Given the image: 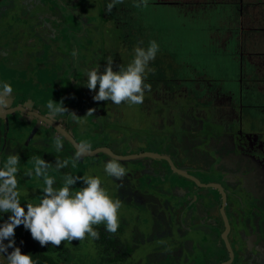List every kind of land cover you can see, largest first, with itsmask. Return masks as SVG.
<instances>
[{
	"label": "rangeland",
	"instance_id": "obj_1",
	"mask_svg": "<svg viewBox=\"0 0 264 264\" xmlns=\"http://www.w3.org/2000/svg\"><path fill=\"white\" fill-rule=\"evenodd\" d=\"M28 1L32 2V0ZM169 1L172 2L174 0H148L149 7L145 8L134 6L136 3H139V0H123V3L117 4L112 9V12L115 14H110L105 9L107 4L111 3L112 0H38L37 4L41 7L38 5L35 7L43 11L46 18L50 11L46 12L44 8L50 3H54L60 10L57 11V16L59 17L58 13H60L62 23H66L67 16L71 15L70 18L76 23L75 28L81 29V26H85L83 23H80L79 18L71 14V10L76 12L78 16L84 17L85 23H90L91 26L87 25L88 29L92 28L98 38H94L88 45H85V41H83L84 49L82 50L80 47L79 50H75V53H81L82 51L85 55L88 53V71L99 69L100 72L105 69L103 65H106V63L101 60L104 57L100 43L103 39H106V49L110 50L121 40L124 41L125 45H129L128 48L125 46L124 50H122L121 54H124L123 58L118 56L119 59H117L118 66L126 67L131 63V54L128 53H131V46L136 41V37L141 42L140 35L138 34L140 32L141 38L147 44L155 40L159 45V51L155 57L157 60H153L152 64L155 66L160 64V67L154 70L153 73L166 76L169 71L176 79L165 77L156 79V92L152 98V104L147 111L145 100H143L142 104L138 105H129L126 102L115 105L111 101H94L93 96L99 90L98 85L95 91L89 90L86 87L87 93L84 94V97L81 95L77 106H73L72 100L69 99V94L67 92H60V89L57 87V79L59 76L62 77L63 70L61 69L59 71L61 73L58 75L55 69L62 62V56H57L54 62H52L49 57L50 54H46V56H41L40 59L47 64L49 69L43 71V76H40V84L36 85V80H31L34 84V89H28V93L29 91L30 93L37 91V95L34 100L31 99L32 102H29L30 105L28 106L32 107L34 101H38L40 103L39 108H35L40 113L54 118L66 128L69 125V130L76 139L82 144H89L91 149L100 144L102 146L107 145L119 152H128L129 149H133L134 151L132 152L155 149L156 152L164 153L163 150L170 143H177L183 140L190 141L189 145L184 146L188 151H194L205 163L209 160L212 164H217V169L215 170L211 171V168H208L209 174H211L210 177L215 178L218 171H220L227 178L226 183L230 184L229 190L233 191L241 200L243 198L247 207H253L254 211L246 213L244 208L238 206L240 203V201L237 203L238 198L234 199L230 196L228 204L225 205L226 215L232 222L229 236L230 238L235 237L236 232L239 234L237 240L243 243L250 232L248 227L250 216H254L257 209L263 208L264 211V196H262L260 190L256 191L255 188L242 185L243 175L249 173L254 168V174L259 173L260 177L264 178V103L259 102L262 100V95L258 91L256 83L249 82L247 77H245L243 69H240L242 63L240 64V57L237 55L238 49H233L231 44H229L233 42L232 39L225 40V42L227 41L225 46H223V41L217 40V37L224 35H222L223 33L218 34L210 26L218 24L196 14L193 11L194 8L191 9L189 7L190 4L187 0H175L178 2L176 4L169 3ZM16 2L20 4L21 1L16 0ZM21 7V13L24 14L26 8H28L27 4L24 6L18 5L6 13L3 6L0 8V46L3 43L5 44L4 38L7 36L8 44H11L15 53L16 51H22L23 47L21 46L26 45L23 36L20 35L23 32L19 31L18 26L26 27L29 25L30 30L31 28L34 29V26L30 27L29 21L21 15H19L20 18L17 20L11 19L13 23L11 29L8 19L11 13L12 16H17L16 9L20 10ZM187 10H190V12L184 14L183 11ZM40 18L39 16V21L43 22ZM112 18H115L116 21ZM59 27L62 28V25H59ZM140 27L144 28L140 29ZM122 31H124L123 35L121 34ZM68 38L69 34L65 33L64 39L67 40ZM27 46L30 48V45ZM61 48L63 49V47ZM66 50L74 53V51L72 52V48L67 47ZM39 52L40 50L37 51V53ZM83 53L81 54L84 55ZM134 58L135 55L132 57V60ZM169 59L171 63H164L167 67L166 69L162 67L161 64L163 63H158ZM81 60L83 64L86 62L83 56ZM113 63H116V61ZM113 71H119V68L117 70L113 68ZM15 74H18V70H13L3 65L0 66L2 85L8 83L14 89V93L16 91H23L19 89V84L16 82L17 79H14ZM36 74H39L38 70ZM73 76L76 79L72 77L70 87L75 86L78 88L81 85H86L84 76L78 77L76 73ZM12 82L13 84H11ZM66 86L68 87L69 85ZM14 93L12 94L15 95ZM57 94H60V97ZM56 95L58 102L62 101L69 112L72 110L70 113L78 112V115L75 114L84 118L78 120L72 119L69 123V119H66V116L70 114L68 112H65L63 115L51 116L47 109L48 98L49 101H53ZM10 99L11 97L8 102L11 101ZM107 102L109 103L108 106L106 105ZM97 103H99L98 107ZM85 105L88 106V109H95L93 117L96 116V123L88 119L92 116L85 117L86 115L79 114L81 111H86ZM103 108L105 112H103ZM185 109L188 112H185ZM198 111L207 112L208 115L212 112L214 116L211 117V120L206 119L199 126L195 119L188 117L198 114ZM181 114V117H185L184 122H181L183 121L180 117ZM57 137L62 138L64 145V138L53 127L23 111L14 113L10 117H0V168H3L10 154L19 155L17 190L20 194L21 206L25 208L26 212L27 203L36 205L43 198L44 178H38L34 174V156H38L53 165L49 168L47 175L55 181L54 188L57 189L65 186L64 177L68 174L72 176L99 177L101 187L110 198L121 201V208L118 210L119 228L117 232L119 231L121 238L130 241L128 245L132 250L130 253L121 251L117 255H110L102 247L103 244L100 242V239L94 240L86 236L82 241L62 242L59 247L51 244L42 247L38 243L39 249L44 251L45 254L52 256L60 264H156L162 261L165 264H219L221 260L225 259L223 252L212 250V248L208 250V246L210 245L208 238L211 235L215 237L214 232L210 228L205 229V232L195 230L193 233L195 237L198 236L199 242L202 243L201 245L206 247V252L203 253H197L194 250L193 252L189 251V253H185V250H182L175 242L165 238L156 244L158 235L154 233V224L157 219L160 220L163 217L160 212L162 214L168 212V204L175 197L174 193H168L169 186L164 184V177L159 176L155 172L159 167L157 163H161L160 170L165 169L166 165L160 162V159L146 157V159L141 158L135 161L117 160L126 169V176L123 181H117L114 177L108 176L104 171L106 162L112 158L107 157L104 153H99L98 155L85 156L78 160L75 157L71 159V156L70 158L68 157L67 152L63 150L58 152L56 150L55 142ZM248 148L255 149L248 151ZM249 152L250 155L255 157L250 156ZM233 155L236 159H234ZM56 159H60L61 161L67 160L70 163L69 167L58 171L55 168ZM143 163L146 164L145 166L151 164L154 166L145 167ZM132 167H138L141 173L128 174ZM147 169H150V171ZM205 169H207V165ZM160 170L158 172L162 171ZM29 171L33 172V175L30 177L27 175ZM164 171H169V168ZM175 176L178 175L175 174ZM178 181L173 180V184H182L181 181ZM148 182L151 183L150 188H148L149 184H146ZM182 182H185L187 185L190 183L187 179ZM124 183H127L130 187H135V190L131 191V195H128L127 191L122 189ZM84 186L86 185L83 180H78L74 186L70 187V191L74 194ZM192 187L193 190H189L190 187L189 189L188 187L185 188L188 194L194 193L199 189L198 185H192ZM119 188L120 190H118ZM137 189L147 191L145 194H139V190ZM148 189L150 191L153 190L157 196L164 194L162 197H159L161 199L158 202V205H161V208L158 209L159 211L157 207L155 208L153 202L155 199H153ZM199 192L202 193V191ZM258 193L260 194L257 195ZM206 194H204L206 201L198 204V210L193 220L201 218L204 226L205 223H208L207 227H211V224L216 227L215 223L210 222L209 219L216 216L218 204L210 200L208 202L209 197ZM135 196L144 197L148 200V203H146L148 206L137 204ZM256 200H260L262 206ZM151 210L155 213V217L152 215ZM1 214L4 216L5 221L11 215V213ZM231 215L234 217L231 218ZM262 220L264 221V219ZM262 220L259 221L258 225L256 222L251 223L256 229L263 232L256 238L252 235L253 240L251 243L248 241L244 246L246 252L257 249L256 245L259 244L260 246L258 247L264 252V247L261 245L264 242V225L261 223ZM189 223L190 221L186 222V225ZM159 225L160 230L163 232L171 230L165 223L161 224L160 222ZM93 228L98 232L100 230L107 232L103 224L94 225ZM218 230H220L219 227ZM117 232L114 234L115 237H117ZM132 239L134 241H131ZM6 241L8 240L4 241L5 244ZM159 243L171 245L167 253L161 256L159 254L155 255L152 252V248ZM230 245L235 250V244L231 240ZM221 247V244L220 246L218 245V249ZM243 251L244 249L240 253H237L243 254ZM263 252H259L262 259H264ZM253 254L258 255V253ZM244 255L243 260L249 259L247 253ZM160 259L162 260L160 261ZM254 263L255 261L253 260Z\"/></svg>",
	"mask_w": 264,
	"mask_h": 264
},
{
	"label": "flooded vegetation",
	"instance_id": "obj_2",
	"mask_svg": "<svg viewBox=\"0 0 264 264\" xmlns=\"http://www.w3.org/2000/svg\"><path fill=\"white\" fill-rule=\"evenodd\" d=\"M18 1L19 2L21 1L20 4L18 2H16V0H0V8L3 6L5 8V13L7 11H9L11 8H15L18 5L24 6L25 4H27V6H28V8H26V12H24V14L21 13L22 12V7H21L20 10L16 9L17 10L16 11L17 16H12V13H11L12 17L10 16V18L8 19L11 29H12V25H13L11 19L12 18L16 19V20L19 19L20 18L19 15L24 16V18L27 21H29L30 27L34 26V29L31 28V30H30L29 25L26 26V27H23L21 25L18 26L19 27V31L23 32V34H20V35L23 36V39H24V42L26 43V45H22L21 47H23V50L22 51H16V53L13 52L11 44L10 45L8 44V41L6 39L7 36L4 38L5 44L3 43V45L0 46V48H1V50H0V66L3 65V66L8 67L10 69H15V70H18V71H22V73H24L23 74L24 76L23 75L20 76V78H21L20 80L21 81L24 78L25 80H29V81L36 80V83H37L38 79L35 77V75H36L37 70L39 71V69H40V67L42 65V60L40 59L41 56H46V54L47 55L50 54L49 57L51 58V61L54 62V60L57 58V56L59 57L61 55L62 56V58H61L62 62L60 63V69H55L57 71V74L59 75L61 73L59 71L63 67H65L63 69V71H65V69L68 68V72L71 73V74L77 73V71H78L77 69H80V70L82 69L84 71V77H85V82H86L87 81L86 73L88 72V70H87V68H88L87 60H89L88 53H87V55H85L84 53H83L84 55H82L81 54L82 52L81 53L76 52L78 55H73V53H70L68 50H66V48L67 47H69L70 49L72 48V52L73 51L75 52V50H79V48L81 46L84 47L83 41H85V45H88L89 43H91L92 40H94V38H98V36L95 34V31L92 30V28L88 29L87 25H90V23L89 22L85 23L84 22V20H85L84 17H82L81 15L78 16L76 14V12L71 10V14L74 17L79 18V21L81 20L80 21L81 24L83 23L85 25L84 27H81V29L75 28L76 23L74 22V20L71 19L70 22H67V18H70L71 15L69 17L67 16L66 23H62L61 22L60 13H58L59 17L57 16V11H60V10L56 7V5L54 3H50L46 8H44L46 12L50 11L48 13L47 18H46V16H44V12L39 10L37 7H35L36 5L40 6L39 4H37L38 0H34L32 2H29L28 0H18ZM9 4H10V6H9ZM31 6H33V7H31ZM39 16L41 17L40 19L43 20V22L39 21ZM45 18L49 20L48 23L46 22L47 25L45 23V21H46ZM54 23H56V24H54ZM59 25H62V28H60ZM65 28H67L68 30L66 29V31H64L63 35L65 33L69 34V38L67 40H65L64 38H62L60 36V32L63 31ZM40 29H41V32H40ZM82 32H84V33L82 34ZM138 34L141 37V33L139 32ZM55 35L57 37L55 39L54 38L52 39V37H54ZM58 39H60V40H58ZM137 39H138V37H137ZM105 41H106V39H103L100 42L101 45H102L101 49L104 52V57H102L101 60H102V62L106 63V65H103V68H105L107 66L108 57H112L113 62L116 61V63H113V68L117 70L119 68L118 63H117V59H119L118 56H121L123 58L124 54H121L122 50L120 49L118 44H117V47H116V45L113 46L112 50L106 49ZM118 42L120 43V41H118ZM138 42H139V40H138ZM16 44H18V43H16ZM4 45L6 46V48H4ZM27 45H30V48H28ZM61 47H63V49ZM87 48H88V46H87ZM38 50H40L39 53H37ZM80 54L86 59V62L84 64L83 63H79V61L82 59V56L80 58ZM1 55H3V56L1 57ZM152 65L153 64H152V61H151L149 63V67L152 68ZM67 66H69V67H67ZM84 66H85V68H84ZM43 67H45V66H43ZM161 77H165V78H169L170 79V76H168V75L160 76V75H157L156 73H153V72H150L147 75L145 83L151 85V90L150 91L145 90L144 100H145V102L147 104L146 111L150 107V105L152 104V98H153V96L155 95V92H156V85H155L156 79L161 78ZM0 79H1V77H0ZM0 84L2 85V81L0 82ZM1 85H0V88H2V86H3V85L2 86ZM57 85H58L57 86L58 88L59 87L61 88V84H60L58 79H57ZM64 90H65L64 92H67L69 94V99L72 100V102H71L72 105L76 104L77 97H81L80 95H82L84 97V94L87 93L86 85H81L78 88L75 87V86L74 87L68 86V87H65ZM14 94L15 95H13V94L11 95L12 96L11 99H10L11 101L8 102V107L9 108L11 106L22 105V106H24L27 109H30V110H33V111H36V112L40 113V111L35 108V107L39 108L38 106L40 105V103L38 101H36V100L34 101V104L32 106L33 108L28 106V105H30L29 102H32L31 101V97L34 100V98L32 96L34 93H30V92L28 93V91L26 92L25 90H23V91H20V92L16 91ZM29 95H31V97H29ZM14 98H15V100H14ZM108 104L109 103L107 102L106 105L108 106ZM98 106H99V103H97V107ZM93 107L95 108V106H93ZM123 107H125V106H123ZM85 110H86L85 112L81 111V113H79V114H83V116H85L87 114L86 113L87 110H88V106L87 105H85ZM143 110H145V109H143ZM75 111H77V110H75ZM17 112H19V111H16L14 113H17ZM103 112H105L104 108H103ZM14 113L8 114L7 116L10 117V115H12ZM75 113L78 115V112H75ZM197 113L198 114H196V115H192V116H188L187 115V116L190 117L191 119H195L196 123L199 126L201 125V123H203V121H205L206 119L211 120L212 119L211 117L214 116L212 112L210 113V115H208L207 112L203 113V111H198ZM28 115L35 117V115H32V114H28ZM43 115H46V114H43ZM181 116H182V114L180 115V117ZM15 117L17 118V116H15ZM78 117H81V116H78ZM98 117H99V114H98ZM198 117H200V118H198ZM95 118H96V116L95 117L92 116L91 118H88V119L90 121L93 119L92 121L96 122L97 120H95ZM181 118L183 120L181 122H184V120H185L184 118L185 117H181ZM66 119L67 120L69 119V123H70V121L73 119V117H72L71 114H69L68 116H66ZM67 127L68 128H66V127L65 128L69 130L70 126L67 125ZM167 146L168 147L172 146L173 148H175L174 147V142L170 143ZM254 149L255 148H253V149L252 148H248L247 150L250 151V150H254ZM112 150L114 152L118 153V154L136 153V152H132V151H134L133 149H129L128 152L127 151H120L119 152V151L114 150V149H112ZM184 150L185 151L181 150L179 152H177V150H176L177 154H175V155H173V154L170 155L169 153H165V152L164 153L170 155L172 157V159L177 158V156L179 155L181 157V158H178L179 159L178 161H179L180 165H177L175 162L174 163L178 167H181V168L187 170L190 174L196 176L200 182H202V183H212L213 182V183H217L219 185H222L223 190H224V192L226 194V204H228V199L230 197L235 199L233 191L229 190L230 189L229 188L230 184L226 183V179L227 178H225V175L222 176L223 174L221 175L220 171H218L219 175L217 174V176L215 178L214 177H210L211 174H209L208 168H211L210 169L211 171L217 169V166H216L217 164L216 163L212 164L209 160H207L206 163H205V161H203V159L201 160L198 157V155L195 154L194 151H192V150L188 151V149H184ZM140 151H144V150H139L137 152H140ZM151 151H153V150H151ZM163 151H166V149H164ZM104 155H107V154H104ZM186 155L190 156V159H191V161L193 163L189 164L188 162H186V161H188V159L186 158ZM249 155H250V152H249ZM250 156H252V155H250ZM107 157H109V156L107 155ZM252 157H255V156H252ZM144 158L146 159V157H144ZM139 159H141V158H139ZM136 160H138V159H136ZM160 160H162V159H160ZM160 162L165 163L164 161H160ZM157 164L159 165V167H158L157 170H155V172L159 176L164 177V180H165L164 184L169 186L168 193H174L175 197L172 199L171 203L168 202L169 203L168 204V208H167L168 212H165V214H162V212H160V214L163 215V217L160 218V220L157 219L155 224H154V233H155V235L156 234L158 235V237L156 239V244L158 242H161L165 238V239H170L172 242H175V244L177 246L181 247L182 250H185V253H189V251L193 252V250L197 251V253L198 252L199 253H203V252H206V250H205L206 247L201 245L202 243L199 242L198 236L195 237L193 235V233H194L195 230H198V231L202 230V231L205 232V229L210 228L211 231L214 232L215 237H213L211 235V237L208 238V241H210V242H208L210 244L208 246V250L210 248H212V250L223 252L225 259L221 260L220 263L225 262L227 260V258H228L227 253L225 254L224 249L222 247L218 249V245L220 246V244H221L220 235L223 232V228H224V227L223 228L221 227L220 220H219V217H220V214H219L220 204L218 205V211H217L216 216L213 217L214 219L213 218L209 219L210 222H214L215 223L216 227H214L213 224H211V227H207L208 223H205V226H204L203 225V221H202L201 218L198 219V220H193L195 218V213L198 210V204L204 203L206 201V199L204 198V194L207 193L206 195L209 197L208 202L210 200L211 202H214L215 204H217L216 192L219 194L218 190L215 189L214 187L213 188H200V186H198L199 189L196 190V192L188 194V192L185 190V188L188 187V189H189V187H190L189 190H191V189L193 190L192 185L197 186V184L194 181H192L191 179H188V178H186L184 176L178 175V174H176V175L182 177L183 179L179 178L178 176H175V173L172 171L170 165L167 166L166 163H165V165H166L165 169H161L162 170L161 171L160 170L161 163L160 164L157 163ZM145 165L146 164L143 163V166H145ZM206 165H207V169H205ZM149 166L152 167L154 165L151 164V165H147L145 167H149ZM167 168H169V171H167V172L164 171ZM147 170L150 171V169H147ZM158 170H160L161 172H158ZM137 172L141 173V170H139L138 167H132L130 169V171L128 172V174H133L134 175ZM216 173H217V171H216ZM170 174H172V175H170ZM204 177H208V178H204ZM185 179L190 181L189 185H187L185 182L184 183L182 182V181H185ZM173 180L174 181H178L179 180V181H181L182 184H173ZM256 180H257V181H255L256 184H255V182H253L252 185H250V186L246 185V187L255 188L256 191L260 190V193L262 194V196H264L263 195V193H264V178L260 177V178H257ZM146 184H149L148 188H150L151 183L148 182ZM121 185L122 184H120V186ZM122 189H125L127 191L128 195H131L132 194L131 191L135 190V187H130L127 183H124L123 186H122ZM122 189H121V193L123 192ZM118 190H120V188ZM137 190H139V194H145L146 191H147V190H140V189H137ZM148 191H150V190L148 189ZM199 191H202V193H200ZM203 192H205V193L203 194ZM150 193L152 194L153 199H155L154 201L153 200L152 201L155 204V208L157 207V210H158L159 208H161V205H158V202L161 200L159 197H162L164 194H159L157 196V194L155 192H153V190L150 191ZM260 193H258V195ZM254 195L256 196V194H254ZM250 196H252V195H250ZM135 197L134 198L136 199V203L137 204L142 205V206H148V204H146V203H148V200H146L144 197H140V196H135ZM220 201H221V197H220ZM257 202H258V204H260L262 206L260 200L257 201ZM261 210H263V208ZM251 211H253V210L247 209V213H250ZM151 212H152V215H155V213L152 210H151ZM224 213H226L225 207H224ZM231 213H232V211H231ZM233 217L234 216L231 215V218H233ZM220 219H221V217H220ZM227 220H228V223H229V226H230L232 224V222L230 221L231 219H227ZM260 220H262V219L257 217L255 213H254V216H250V219H249L250 223H249L248 227H249V229L252 230V233L255 236L254 238L258 237V235H260L261 232H263V231L256 229V227L251 225V223L252 222H256L257 225H258ZM188 221H190V223L186 225V222L188 223ZM216 221H218V222H216ZM221 221H222V219H221ZM160 222H161V224L165 223L169 228H171V230H169V231L166 230L167 232L161 231L160 230V225H159ZM195 223H196V225H195ZM261 223L264 225V221L263 220H262ZM222 224H223V222H222ZM217 225L220 228V230H218ZM230 232H231V229H230ZM256 233H259V234H256ZM106 235L109 236V233L106 232ZM112 237L115 240L116 245L114 247H109V244H108L109 239L107 238V240L105 242V249L108 252V254L117 255L121 251H128V250L131 251L132 250V249H130V246L128 245V242H130V241L121 238L120 234H119V231L117 232V237H115L114 234L112 235ZM134 239H132L131 241H134ZM230 240L232 242L233 238L231 237ZM252 240H253L252 235H250V236L247 237L246 243L248 241L251 243ZM106 243H107V245H106ZM222 244H221V246H222ZM261 245L264 247V242ZM258 246H260V244L256 245L257 249H255L253 251H251V250L248 251L247 250L248 251L247 254L249 255V259H247L246 261L243 260V257H242V256H245L244 254H242V256H240L241 254L235 253L233 264L238 259H240V264H253V260L255 261L254 264H264V259H262V257L259 254V252H263V250L260 247H258ZM251 247L253 248V246H251ZM132 248H134V246H132ZM170 248H171L170 244L166 245L164 243H159L158 245H156V246H154L152 248V252L155 255L159 254L161 256L163 254H166L167 251ZM253 253H258V255H255ZM161 260L162 259H160V261ZM156 264H165V263L162 261V262H158Z\"/></svg>",
	"mask_w": 264,
	"mask_h": 264
},
{
	"label": "clouds",
	"instance_id": "obj_3",
	"mask_svg": "<svg viewBox=\"0 0 264 264\" xmlns=\"http://www.w3.org/2000/svg\"><path fill=\"white\" fill-rule=\"evenodd\" d=\"M121 3L123 0H112L107 4L105 11L111 13L112 9ZM134 6L149 7L148 0H139ZM134 51V60L126 67L120 65L119 71H113V59L108 57L103 73H100L99 69H92L86 73V87L89 90L95 91L99 85L98 92L93 96L94 101H111L115 105L125 102L129 105L143 103L145 90H151V85L145 83V80L148 73L154 72L149 63L155 59L159 45L153 40L149 42L147 48L137 46ZM73 55L78 54L74 52ZM12 93V87L4 83L0 88V109L8 107ZM47 109L51 116L70 113L62 101L49 102ZM94 112L95 109H88L85 117L93 116ZM70 114L73 119L84 118L78 117L75 113ZM55 147L58 152L62 149L61 137L56 138ZM84 148L90 150L91 146L83 144L81 150L75 153L76 160L83 154ZM33 160L34 174L38 178H44L45 187L40 203L36 205L27 203L26 212L21 206L17 190L19 155L10 154L3 168H0V213H11L8 220L0 225V253L6 256L8 264H33L29 254H22L20 248L15 247V229L20 225L29 230L31 237L42 247L48 244L59 247L62 242L82 241L86 236L94 240L99 239V232L94 230V225H105V230L110 234L117 232L121 201L110 198L101 187L99 177L68 174L64 177L65 186L57 189L54 188L55 181L47 175L53 165L38 156H34ZM68 164L67 160L56 159L55 168L59 171L68 167ZM104 171L117 181H123L126 176V169L115 159L106 162ZM27 175L30 177L33 172L29 171ZM78 180H83L86 186L73 194L70 187ZM5 240H8L7 244L4 243ZM9 248L14 250L9 253Z\"/></svg>",
	"mask_w": 264,
	"mask_h": 264
},
{
	"label": "crops",
	"instance_id": "obj_4",
	"mask_svg": "<svg viewBox=\"0 0 264 264\" xmlns=\"http://www.w3.org/2000/svg\"><path fill=\"white\" fill-rule=\"evenodd\" d=\"M187 2L191 9L194 8L196 14L218 24L210 28L218 34L223 33L224 36L217 37L218 41H223V46L226 45L225 40L232 39L233 42L228 43L233 49H238L237 55L240 57V64L242 63L240 69H243L249 82L256 83L262 95L259 102L264 103V0H187ZM169 3L178 2L174 0ZM190 10L183 13H189ZM140 39L143 40L141 37ZM46 66L47 64L42 61L39 72L41 69H48ZM167 75L170 79H176L170 73ZM35 77L37 78L36 75Z\"/></svg>",
	"mask_w": 264,
	"mask_h": 264
},
{
	"label": "trees",
	"instance_id": "obj_5",
	"mask_svg": "<svg viewBox=\"0 0 264 264\" xmlns=\"http://www.w3.org/2000/svg\"><path fill=\"white\" fill-rule=\"evenodd\" d=\"M32 1H34V0H32ZM30 2V1H29ZM27 3V2H26ZM110 14H115V13H113V12H111ZM112 19H114L115 21H116V19L115 18H112ZM70 20H71V18H67V22H70ZM73 20V19H72ZM81 21V20H80ZM46 22L48 23L49 22V20L48 19H46ZM81 23V22H80ZM82 27V26H81ZM68 28V27H67ZM67 28H65L63 31H61L60 32V36L61 37H63L64 38V35H63V33H64V31H66V29ZM142 28H144V27H140V29H142ZM68 30V29H67ZM123 33H124V31H122L121 32V34L123 35ZM137 35V34H136ZM57 36L55 35L54 37H52V39L54 38H56ZM143 41V43L141 44L140 43V41L138 42V39H137V37H136V41H134L133 42V44H132V46H131V53H128V54H131V62L133 61L132 60V57H134V55H135V51H134V49L137 47V46H139V47H143V48H147L148 47V45L149 44H147L144 40H142ZM118 46L120 47V49L121 50H124V47L125 46H127V48L129 47V45H125L124 44V41L122 40V41H120V43L118 42ZM116 47H117V45H116ZM81 48H82V50L84 49V47L83 46H81ZM82 53H83V51H82ZM79 63H83L82 62V60H80L79 61ZM158 63H163V64H161L162 65V67L164 68V69H166L167 67L165 66V64L164 63H171V61H170V59L169 60H165V61H160V62H158ZM2 66V65H1ZM58 68H56V69H60V64H58V66H57ZM67 67H69V66H67ZM160 67V64H158V65H152V69L154 68V70H157V68H159ZM46 68H47V66H46ZM65 67H63L62 68V70L64 69ZM84 68H85V66H84ZM49 69V68H48ZM13 70H15V69H13ZM46 69H41V71L39 72V74H36V76H37V83L38 84H40L41 82H40V79H41V75L43 76V71H45ZM78 71H77V76L78 77H83L84 76V71L81 69H77ZM101 73H103L104 72V70H101L100 71ZM168 73H169V71H168ZM24 73H22V71H18V74L16 75H14V79H17V83L19 84V89H21V90H25L26 92L28 91V89H30V90H33L34 89V84L31 82V81H29V80H25L24 78L22 79V81L20 80L21 78H20V76H22ZM157 74H159V73H157ZM74 74H71V73H69L68 72V68H66L65 69V71H63L62 72V77H58V80H59V82H60V84H61V88L59 87V89H60V92L62 91V93H64V88L65 87H67L66 85H69V86H71V83H72V77H74L73 76ZM24 76V75H23ZM62 78V79H61ZM13 79V80H14ZM74 79H76L75 77H74ZM2 80V78L0 79V81ZM84 80H85V77H84ZM36 83V85H38ZM11 84H13V82L11 83ZM99 86V85H98ZM36 88H37V86H36ZM30 92V91H29ZM37 95V91H35V93L32 95L33 96V98H35V96ZM58 95V97H60L59 95L60 94H57ZM57 95L55 96V99H53V102H56L57 100H58V98H57ZM81 96V95H80ZM12 97V96H11ZM79 98L80 97H77V99H76V104L75 105H73V106H77V102H78V100H79ZM32 99V98H31ZM44 100H46V99H44ZM56 100V101H55ZM48 102H52V101H49V98H48ZM56 103H59L58 101L56 102ZM76 110V109H75ZM185 112H188L186 109L184 110ZM70 112H72V110H70ZM190 112V111H189ZM190 116H192V115H190ZM91 122H95V121H92L91 120ZM96 123V122H95ZM80 142V141H79ZM64 145H63V147H62V149L61 150H63V151H65V152H67V155H68V157L70 158V156H71V159L72 158H74L75 157V150H74V148L72 147V145L66 140V139H64ZM81 143V142H80ZM189 143H190V141H186V140H183V141H180V142H177V143H174V147L175 148H173L172 146H170V147H168V148H166V151H164L165 153H169L170 155H175V154H177L176 153V150H177V152H179V151H185L184 149H186L184 146H186V145H189ZM82 144V143H81ZM98 146H102V145H97V147ZM107 146V145H106ZM108 147V146H107ZM93 148H95V147H93ZM109 148H111V147H109ZM179 148V149H178ZM111 149H113V148H111ZM153 151H156L155 149L153 150ZM105 154V153H104ZM234 156V155H233ZM67 157V158H68ZM178 158H181L179 155L177 156V158H174L173 160H174V162L177 164V165H180L179 164V159ZM186 158L188 159V161H186V162H188L189 164H191V163H193L192 161H191V159H190V156H188V155H186ZM234 159H236V157L234 156ZM160 161H164L165 163H166V165L168 166L169 164H168V162L165 160V159H163V160H160ZM195 163V162H194ZM70 164V163H69ZM69 164H68V167H69ZM196 164V163H195ZM254 170H255V168L254 169H252V170H250L249 171V173H246L245 175H243V181H242V185H252L253 184V182H255L256 181V179L257 178H260V175H259V173L258 174H254ZM221 175H222V173H220ZM220 175V176H221ZM222 176H224V174L222 175ZM258 195V194H257ZM263 195H264V193H263ZM216 199H217V204L219 205L220 204V195L216 192ZM243 199V198H242ZM237 203H238V201H237ZM238 206H239V204H238ZM241 208H246V209H251V210H253L254 211V209H253V207L252 206H245V205H243ZM226 214V213H225ZM255 214H256V216L257 217H259V218H261V219H264V211L263 210H261V209H257L256 211H255ZM226 217H227V215H226ZM227 219H228V217H227ZM219 220H220V225H221V227L223 228V224H222V221H221V219H220V217H219ZM4 221H5V218H4V216L0 213V225H2L3 223H4ZM112 235L113 234H110L109 233V236H107L106 235V232L105 231H101L100 230V232H99V239H100V242L103 244V248H105V242H106V240H107V238L109 239V242H108V244H109V247H114L115 245H116V242H115V240L113 239V237H112ZM14 240H15V246L16 247H18V248H20V250H21V253L22 254H29L30 256H31V259H32V261H33V264H60L57 260H55L54 258H52V256H48L47 254H45L44 253V251H42V250H40L39 249V245H38V241H36V240H34L32 237H31V234H30V231L29 230H26L25 228H24V226L23 225H20V226H18L17 228H16V230H15V236H14ZM220 242H221V240H220ZM8 243V241H6V244ZM221 244H222V242H221ZM106 245H107V243H106ZM222 248L224 249V252L226 253V250H225V248H224V246H223V244H222ZM14 250V249H13ZM8 252L10 253V252H12V248L10 249H8ZM127 252H129L130 253V250H128ZM111 255V254H110ZM0 264H8V261H7V259L5 258V256L2 254V253H0ZM233 264V263H232ZM234 264H236V262L234 263Z\"/></svg>",
	"mask_w": 264,
	"mask_h": 264
},
{
	"label": "water",
	"instance_id": "obj_6",
	"mask_svg": "<svg viewBox=\"0 0 264 264\" xmlns=\"http://www.w3.org/2000/svg\"><path fill=\"white\" fill-rule=\"evenodd\" d=\"M16 111H23L27 114L35 115V117L41 119L44 122H47L51 127H53L60 134V136H62L64 139H66L72 145L75 152H77L78 150H81L83 144L78 142V140L75 138V136L72 134V132L70 130L66 129L65 127H63L62 124H60L57 120L51 118L48 115H43V114L38 113L36 111L27 109L22 105H17V106H11L10 108L8 107L6 109H0V117H6L8 114L14 113ZM82 151H83V154L80 156V158H83L85 156L98 155L99 153H105L110 158L115 159V160H120V161L136 160V159L144 158V157L165 159L169 163L172 171L175 174H178V175L184 176L188 179H191L198 186H200V188H213L214 187L215 189L218 190L220 197H221L219 214H220V217L222 219L224 228H223V232L220 235V240L223 243V246H224L226 253H227V256H228V258L225 262L219 263V264H232L233 260H234V256H235V250H236V253L237 252L240 253L242 251V249H244L243 254L247 253L245 250V247H244L246 244V241H244L243 243L239 242L237 240L238 239L237 236H239V234H237L236 232H235V237H233V241H232V243L235 244V250L230 245V239H231L229 236L230 235V226H229L227 217L224 213V207L226 204V194L223 190L222 185H219V184L213 183V182L212 183L200 182L196 176L190 174L187 170H185L181 167H178L174 163L172 157L168 154H165V153H160V152L151 151V150H144V151H140V152H136V153L118 154L107 146H99V147H95L92 149L90 148V150L87 148H84V149H82ZM233 194H234L235 198L236 197L238 198V200H237L238 203L240 201L239 207H242L243 205H245V202L243 201V199L241 200L240 197L236 196L234 192H233ZM241 202H242V204H241ZM244 210L247 213V209L244 208ZM199 231L203 232L202 230H199ZM244 235H245V233H244ZM250 235H253L251 229H250V232L248 233V236H250ZM240 256H242V254ZM236 264H240V259H238L236 261Z\"/></svg>",
	"mask_w": 264,
	"mask_h": 264
}]
</instances>
